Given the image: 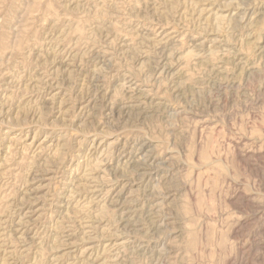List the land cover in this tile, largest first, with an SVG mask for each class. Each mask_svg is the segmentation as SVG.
Masks as SVG:
<instances>
[{
	"label": "rangeland",
	"instance_id": "1",
	"mask_svg": "<svg viewBox=\"0 0 264 264\" xmlns=\"http://www.w3.org/2000/svg\"><path fill=\"white\" fill-rule=\"evenodd\" d=\"M0 264H264V0H0Z\"/></svg>",
	"mask_w": 264,
	"mask_h": 264
}]
</instances>
